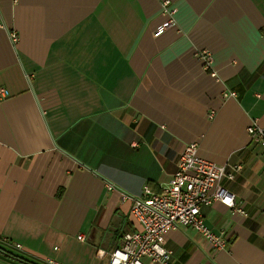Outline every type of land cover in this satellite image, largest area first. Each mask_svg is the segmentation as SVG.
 <instances>
[{"label": "crops", "instance_id": "1", "mask_svg": "<svg viewBox=\"0 0 264 264\" xmlns=\"http://www.w3.org/2000/svg\"><path fill=\"white\" fill-rule=\"evenodd\" d=\"M164 2L173 24L156 34ZM0 24L1 249L107 264L134 229L123 194L158 191L197 143L240 167L221 182L235 208L202 209L221 250L169 232L172 264H264V147L247 134L264 130V0H0Z\"/></svg>", "mask_w": 264, "mask_h": 264}, {"label": "built area", "instance_id": "2", "mask_svg": "<svg viewBox=\"0 0 264 264\" xmlns=\"http://www.w3.org/2000/svg\"><path fill=\"white\" fill-rule=\"evenodd\" d=\"M167 6L168 2H164V13L169 19L156 34L173 24V12H168ZM11 39L16 41L13 35ZM197 59L204 71L211 70L212 60L206 52L197 53ZM212 76L215 74L212 73ZM5 95L6 91L0 89V97ZM223 97L235 98L236 95L230 92ZM247 134L250 144L264 147V130L255 122L248 126ZM131 147L136 148V145ZM238 171L240 167L228 164L217 166L200 158L197 143L186 145L178 154L175 171L165 186L156 192L145 186L139 197L123 194L122 200L131 203L129 217L134 229L124 234L119 245L109 254L101 252V257L107 256V264H144L142 260L145 258L152 264H172L173 253L165 247V236L179 229L193 230L214 249L221 250L224 241L205 226L202 209L213 203L235 208L234 194L222 187L221 182L233 181ZM113 189L112 185L108 186L109 191ZM77 240L84 242L85 238L78 236Z\"/></svg>", "mask_w": 264, "mask_h": 264}, {"label": "trees", "instance_id": "3", "mask_svg": "<svg viewBox=\"0 0 264 264\" xmlns=\"http://www.w3.org/2000/svg\"><path fill=\"white\" fill-rule=\"evenodd\" d=\"M0 253L3 254L7 259L19 263V264H33L31 262L26 261L25 259L21 258L18 255H15L13 253H9L4 251L3 249L0 248Z\"/></svg>", "mask_w": 264, "mask_h": 264}]
</instances>
